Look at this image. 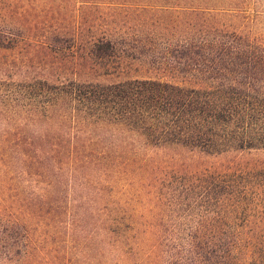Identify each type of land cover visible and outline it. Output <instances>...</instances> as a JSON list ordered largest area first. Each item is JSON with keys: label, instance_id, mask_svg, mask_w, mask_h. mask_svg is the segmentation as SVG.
<instances>
[{"label": "trees", "instance_id": "1", "mask_svg": "<svg viewBox=\"0 0 264 264\" xmlns=\"http://www.w3.org/2000/svg\"><path fill=\"white\" fill-rule=\"evenodd\" d=\"M104 1L137 13L0 30V264H264L260 15Z\"/></svg>", "mask_w": 264, "mask_h": 264}, {"label": "rangeland", "instance_id": "2", "mask_svg": "<svg viewBox=\"0 0 264 264\" xmlns=\"http://www.w3.org/2000/svg\"><path fill=\"white\" fill-rule=\"evenodd\" d=\"M247 3L248 11L260 15L259 26L264 33V0H248ZM107 5V1L104 0H0V30L17 33L26 30L32 22L37 23L38 28L49 31L52 24L46 22L52 18L61 35V45L71 46L73 43L69 37L70 33L77 31L81 36L80 41L86 42L95 31L99 37L108 28L117 30L121 28L119 20H114L115 24L108 20L111 15L118 18V15L137 13L135 10L114 11ZM134 23L128 25L133 28L131 39L144 41ZM66 32L69 33L65 34ZM141 75L143 72L132 71L118 80ZM115 78L110 81H116ZM249 157L264 161V152L253 153Z\"/></svg>", "mask_w": 264, "mask_h": 264}]
</instances>
